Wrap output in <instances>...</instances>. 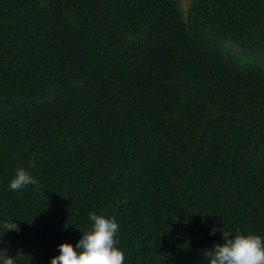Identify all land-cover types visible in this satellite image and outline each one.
<instances>
[{
	"label": "trees",
	"instance_id": "1",
	"mask_svg": "<svg viewBox=\"0 0 264 264\" xmlns=\"http://www.w3.org/2000/svg\"><path fill=\"white\" fill-rule=\"evenodd\" d=\"M186 1L0 0L15 264H49L89 212L118 223L124 264H207L222 230L264 237V0ZM21 167L40 183L11 191Z\"/></svg>",
	"mask_w": 264,
	"mask_h": 264
},
{
	"label": "clouds",
	"instance_id": "2",
	"mask_svg": "<svg viewBox=\"0 0 264 264\" xmlns=\"http://www.w3.org/2000/svg\"><path fill=\"white\" fill-rule=\"evenodd\" d=\"M39 181L24 168H17L8 182V189L20 191L29 185L38 186ZM90 227L86 229L73 246L64 242L58 244V254L49 259V264H124L123 251L117 246L119 225L114 218L89 212ZM6 231L18 232L19 225L12 220L4 222ZM212 227L209 235L215 234ZM223 243H215L206 251L207 264H264V237L252 233L237 232L233 235L222 230ZM2 243V241H0ZM0 264H15V257L7 249L0 250Z\"/></svg>",
	"mask_w": 264,
	"mask_h": 264
},
{
	"label": "rangeland",
	"instance_id": "3",
	"mask_svg": "<svg viewBox=\"0 0 264 264\" xmlns=\"http://www.w3.org/2000/svg\"><path fill=\"white\" fill-rule=\"evenodd\" d=\"M182 3H183L184 6H187L188 1H186V0H182Z\"/></svg>",
	"mask_w": 264,
	"mask_h": 264
}]
</instances>
